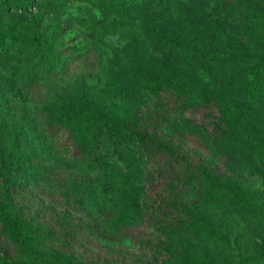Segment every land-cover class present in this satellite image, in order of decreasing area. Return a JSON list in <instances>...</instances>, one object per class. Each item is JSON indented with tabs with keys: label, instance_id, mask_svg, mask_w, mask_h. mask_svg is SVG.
<instances>
[{
	"label": "rangeland",
	"instance_id": "374dc122",
	"mask_svg": "<svg viewBox=\"0 0 264 264\" xmlns=\"http://www.w3.org/2000/svg\"><path fill=\"white\" fill-rule=\"evenodd\" d=\"M261 62L264 0L1 6L0 75L36 82L0 83V225L4 198L29 238L0 234V264H264V67L247 71ZM208 96L239 122L182 107ZM81 110L119 130L97 124L77 152ZM131 130L174 144L177 179L157 176Z\"/></svg>",
	"mask_w": 264,
	"mask_h": 264
},
{
	"label": "trees",
	"instance_id": "16d2710c",
	"mask_svg": "<svg viewBox=\"0 0 264 264\" xmlns=\"http://www.w3.org/2000/svg\"><path fill=\"white\" fill-rule=\"evenodd\" d=\"M9 5H15L16 7L22 8L25 6V0H0V7ZM102 6L105 8H109V6H105L104 4H102ZM261 65H264V62L254 64L249 67L247 69L249 77H252L253 79L256 78L260 69L264 67ZM35 82V75L28 71L21 72L16 68L10 73L9 76L0 75V83L9 90L16 89L17 87L27 88L34 85ZM206 106L212 108H219L220 111L224 113L227 122H229L230 124L234 125L239 122L235 105L230 103L227 104V106H223L221 100L217 97L208 96V98L206 97L205 99H203L201 103H189L182 105L183 108H200ZM99 123H101L111 133H114L115 131L119 130L118 122L112 119L111 117L105 115L93 116L86 113L84 110H81V112H76L74 121L75 128L72 131V136L76 140L77 152H81L84 150L87 137V134H85V132L92 131L94 127ZM130 133L137 140L138 146L143 153L145 162L157 174L158 177L162 179L168 178L170 180H175L179 177L175 166L179 165L184 159V157L170 140L162 141L157 138L133 130H131ZM160 155H167L170 158L171 163L169 162L163 167L158 166V156ZM204 171L205 170H203V172ZM204 175L210 183H213V178L210 174L205 172ZM226 186L228 190L232 193L233 199L236 200L239 204L245 205L241 194L235 189V187L230 183H227ZM6 205V200L3 198L1 204V214L3 217V223L0 225V234L4 235L15 245H18L19 247H24L28 244L29 238L23 236L24 228L22 225L16 223L15 221L12 222L8 219L6 215ZM176 206L180 210L188 212V209L178 204H176ZM2 262L4 264H12L11 262L5 259H3Z\"/></svg>",
	"mask_w": 264,
	"mask_h": 264
}]
</instances>
